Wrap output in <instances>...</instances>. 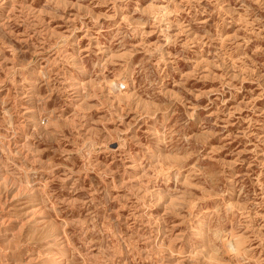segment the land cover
Here are the masks:
<instances>
[{"label": "rangeland", "instance_id": "374dc122", "mask_svg": "<svg viewBox=\"0 0 264 264\" xmlns=\"http://www.w3.org/2000/svg\"><path fill=\"white\" fill-rule=\"evenodd\" d=\"M0 264H264V0H0Z\"/></svg>", "mask_w": 264, "mask_h": 264}, {"label": "bare ground", "instance_id": "6f19581e", "mask_svg": "<svg viewBox=\"0 0 264 264\" xmlns=\"http://www.w3.org/2000/svg\"><path fill=\"white\" fill-rule=\"evenodd\" d=\"M112 85H113V84H112ZM134 166H136V164H135ZM230 236L232 237V239L234 238V237L232 236V233L230 234ZM229 239H230V238H229ZM229 239H227V240H229ZM225 241H226V239H225ZM231 241H232V240H231ZM231 241H230V242H231ZM233 241H234V239H233ZM233 241H232V242H233ZM232 242H231V243H232ZM233 243H234V242H233ZM229 244H230V243H229ZM228 247H229V245H228ZM229 248H230V247H229ZM239 248H240V247H239ZM234 249H235V248H234ZM235 250H236V249H235ZM236 252H237V251H236Z\"/></svg>", "mask_w": 264, "mask_h": 264}]
</instances>
